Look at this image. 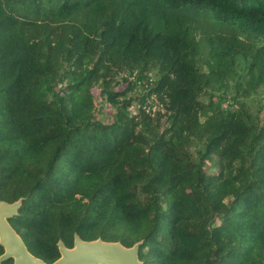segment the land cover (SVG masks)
<instances>
[{
	"label": "trees",
	"instance_id": "16d2710c",
	"mask_svg": "<svg viewBox=\"0 0 264 264\" xmlns=\"http://www.w3.org/2000/svg\"><path fill=\"white\" fill-rule=\"evenodd\" d=\"M20 199L48 264L76 235L264 264V0H0V203Z\"/></svg>",
	"mask_w": 264,
	"mask_h": 264
},
{
	"label": "water",
	"instance_id": "95a60500",
	"mask_svg": "<svg viewBox=\"0 0 264 264\" xmlns=\"http://www.w3.org/2000/svg\"><path fill=\"white\" fill-rule=\"evenodd\" d=\"M21 205L22 199L13 204L0 203V243L5 247L0 263L13 257L15 264H48L29 251L9 221L18 214ZM140 244L138 242L132 247H126L121 242L101 238L85 241L76 235L73 248L66 247L63 242L59 243L61 257L52 264H144L139 258Z\"/></svg>",
	"mask_w": 264,
	"mask_h": 264
},
{
	"label": "built area",
	"instance_id": "2783aa9c",
	"mask_svg": "<svg viewBox=\"0 0 264 264\" xmlns=\"http://www.w3.org/2000/svg\"><path fill=\"white\" fill-rule=\"evenodd\" d=\"M143 107L152 116H155L158 111L165 112L166 110L164 103L156 97V94H153L151 97H148L147 102Z\"/></svg>",
	"mask_w": 264,
	"mask_h": 264
},
{
	"label": "rangeland",
	"instance_id": "374dc122",
	"mask_svg": "<svg viewBox=\"0 0 264 264\" xmlns=\"http://www.w3.org/2000/svg\"><path fill=\"white\" fill-rule=\"evenodd\" d=\"M134 76H136V74ZM111 85H112V87L114 89H117V90H120V91L125 90L126 87H127V83L122 81V80L120 82L114 81V82H112ZM94 93H95V96H96V99H97L98 96H99V93H100L99 90L98 89H94Z\"/></svg>",
	"mask_w": 264,
	"mask_h": 264
}]
</instances>
